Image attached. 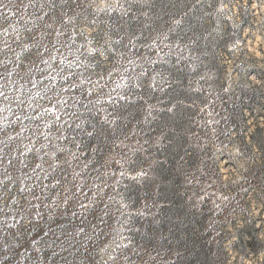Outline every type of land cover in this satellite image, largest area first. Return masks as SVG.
Listing matches in <instances>:
<instances>
[{"label":"trees","instance_id":"1","mask_svg":"<svg viewBox=\"0 0 264 264\" xmlns=\"http://www.w3.org/2000/svg\"><path fill=\"white\" fill-rule=\"evenodd\" d=\"M4 2L7 4L8 0ZM54 4L53 0L47 3L48 12L53 11ZM17 8V1L0 7V15H5L6 10L11 14L0 23L6 25L18 19ZM206 8L205 0H117L115 7L96 12L110 37L107 59L112 68L110 77L106 76L105 89L112 87L111 83L121 82V96L126 98L109 97L96 104L84 100L77 104L74 111L81 119L93 121L97 128L104 126L105 116L116 122L106 125L107 134L98 138L87 135L91 125L86 124L83 133L73 126L64 132L66 140L61 142L77 141L82 150L94 151L96 157L102 158L114 150L120 151V140L130 135L133 128L140 140L152 137L158 141L147 150V159L137 152L131 160L125 159V164L154 166L139 182L118 177V182L113 181L100 195L117 196L124 203L122 209L115 200L102 205L103 199L96 198L85 227L100 213V229L88 236L71 238L67 236L68 227H62L53 258L61 255L67 260L69 256H78L85 264H95L98 248L108 241L117 225L121 229L119 234L129 243L119 248V253L139 264H230V247L241 252L238 239L232 246L226 245L230 233L220 222L219 211L207 199L197 200L202 185L194 176L199 153L193 139L196 135L203 137L205 131L196 123L203 118L200 109L210 94L224 89L221 65L214 50L229 41L230 32L225 30L216 39L210 37L213 34L203 16ZM25 12L33 15L38 11L31 8ZM18 23L23 24L19 19ZM24 38L32 42L27 34ZM61 38L72 43L67 33H62ZM46 40L51 41L48 36ZM65 54L73 65L71 71L86 69L82 63L87 53ZM8 67L15 69L9 82H28L14 63ZM105 67L101 66V72ZM205 72L211 74V82L200 80ZM37 75L33 73L31 78H39ZM79 98L83 99L81 95ZM124 171L135 175L139 169L127 167Z\"/></svg>","mask_w":264,"mask_h":264},{"label":"rangeland","instance_id":"2","mask_svg":"<svg viewBox=\"0 0 264 264\" xmlns=\"http://www.w3.org/2000/svg\"><path fill=\"white\" fill-rule=\"evenodd\" d=\"M16 1L18 5L19 0ZM49 1L52 0H40L44 6L33 15L25 12L31 8L25 10L18 6V19L23 24L19 25L18 19H14L4 26L17 24L21 42L32 43L23 40L24 21H28L27 26L37 37L41 32L49 31L51 41L59 40L58 45H65L62 52L73 56L87 53L82 63L86 69L80 68L74 78L77 83L80 79L85 81L83 91L77 93L83 98H79L81 103L85 100L96 104L99 100L121 96V82L111 83L112 87L105 89L104 82L110 77L112 68V62L107 59L110 37L106 24L96 18V12L115 7L117 0H54L53 11L48 12ZM205 1L207 8L203 16L213 34L210 37L216 39L225 30L230 29V32L229 41L214 50L216 61L221 65L224 89L221 93L214 91L210 94L200 109L203 118L196 123L205 131L203 137L196 135L193 139L199 153L198 171L194 176L202 185L197 200L205 198L219 211V220L230 233L227 246H232L238 239L241 252L230 247V264H264V0ZM4 14L11 15L7 10ZM37 15L40 19H36ZM62 33L70 35L72 43L62 39ZM103 65L106 67L101 72ZM18 72L29 79L26 62L23 67H18ZM200 80L211 82V74L203 73ZM20 85H25L22 92L17 91ZM31 87L28 82H9L7 91L13 97L27 100V89ZM71 120L80 122L74 118ZM16 127L18 130V125ZM132 129L130 135H124L120 140V151L114 150L102 158L96 157L94 151L77 148V141H56L67 149L58 153L59 158L70 160L72 165H63L65 171L58 174L66 176L69 193L85 205L84 209L73 206L70 200L67 209H57L50 218L44 206L50 201L34 200L32 193L24 191L31 180L20 183L17 177L21 174L15 169H9L11 179L0 175V264H85L78 256H69L67 260L61 255L53 258L61 241V228L68 227L67 236L71 238L88 236L100 229L99 212L97 218L85 227L89 201L96 203V198H101L102 205H109L115 200L122 209L124 203L117 196L103 198L100 195L113 181L118 182L121 171L127 167L137 168L139 172L142 169L146 173L144 177L148 175L154 165H126L125 159L131 160L137 152L141 153V158L147 159V150L158 139L140 140ZM72 153H76L78 158L71 159ZM74 173L79 175L74 178ZM135 175L125 173L124 176L132 178ZM69 193L61 189V199ZM33 204L40 205L39 216ZM61 211L67 214L61 215ZM120 231L118 225L114 227L108 241L98 248L95 264H139L128 261L119 253V248L129 245Z\"/></svg>","mask_w":264,"mask_h":264},{"label":"snow or ice","instance_id":"3","mask_svg":"<svg viewBox=\"0 0 264 264\" xmlns=\"http://www.w3.org/2000/svg\"><path fill=\"white\" fill-rule=\"evenodd\" d=\"M15 2L16 0H8L5 4L4 0H0V7H9ZM18 6L25 10L32 8L35 12L44 5L40 0H19ZM36 19L40 17L37 15ZM7 20V15H0V21ZM28 23L24 21L23 31L32 43L21 42V31L17 24L10 23L5 27L0 23V57H2L0 68L4 69L0 72V175H7L11 179L9 169H15L21 174L17 177L20 183L31 180L32 183L24 191L32 193L34 200L41 202L49 200L50 202L44 206L48 209L51 218L56 214L57 209H67L70 200L73 201V206L85 208L74 194L69 193L66 176L62 177L58 174L65 171L63 165L68 167L72 165L70 160L59 158L58 153H64L67 149L56 141L66 140L64 132L73 126L83 133L86 124L91 125L87 135L98 138L102 134H107L106 125L114 124L116 121L109 120L105 116L104 126L97 128L93 121L81 119L80 114L74 109L80 103L77 93L83 91L82 86L85 81L84 79H80L78 83L74 81L73 77L77 73L71 71L73 65L68 60V56L61 51V48L66 46L58 47L59 40L47 41L46 37L51 35L48 32H41L37 37L33 29L27 26ZM25 62L29 74L28 83L32 86L27 89L29 93L27 100L20 96L13 97L7 91L11 71L15 70H10L8 65L14 63L16 67H23ZM33 73H38L39 78H31ZM88 82L91 83V80ZM24 89L25 85H20L17 91L22 92ZM125 98L120 97V99ZM83 106L88 108V105ZM151 107L150 105L148 115H151ZM71 118L80 122L74 123ZM72 143L75 141L73 140ZM80 143L82 144L83 141ZM76 147L79 148L80 145L77 144ZM77 158L76 153L71 154V159ZM121 167H124L123 164ZM78 175L79 173H74V178ZM124 175L125 171H121V176ZM145 175V172L140 171L132 179L139 182ZM61 189L69 193L62 199ZM92 203L94 201H89L87 207L91 208ZM32 206L37 209L36 214L39 216L40 205ZM66 214V211H61V215Z\"/></svg>","mask_w":264,"mask_h":264}]
</instances>
